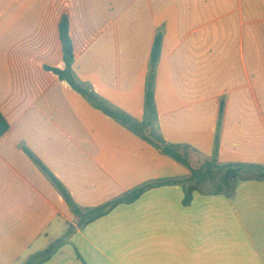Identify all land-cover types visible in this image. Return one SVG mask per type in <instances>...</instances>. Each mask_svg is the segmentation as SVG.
<instances>
[{
    "label": "crops",
    "instance_id": "obj_1",
    "mask_svg": "<svg viewBox=\"0 0 264 264\" xmlns=\"http://www.w3.org/2000/svg\"><path fill=\"white\" fill-rule=\"evenodd\" d=\"M64 16L79 84L142 122L160 34L165 143L193 169L264 166V0H0V264H24L70 229L46 264H264V181L195 193L190 206L180 186L156 187L80 227L73 206L191 172L46 69H65Z\"/></svg>",
    "mask_w": 264,
    "mask_h": 264
},
{
    "label": "trees",
    "instance_id": "obj_2",
    "mask_svg": "<svg viewBox=\"0 0 264 264\" xmlns=\"http://www.w3.org/2000/svg\"><path fill=\"white\" fill-rule=\"evenodd\" d=\"M60 37L63 44L65 69L60 70L50 67H46V69L57 75L60 80L67 81L75 91L85 97L96 109L118 121L143 140L158 149H160L161 144H164L165 147L162 149V152L187 167L191 172V176L187 179L147 183L132 190L122 198L91 210L83 211L80 208L73 206L74 213L81 219L80 227L106 216L118 205L132 204L136 202L143 194L156 187L180 186L184 191L183 204L185 206H190L193 202L195 193L205 192L203 190V186L212 184L214 185V190H211L208 193L218 195L221 194L231 197L236 191L239 181H264V166L262 165L244 163L220 164L215 158L206 161L200 168L193 169L186 156L180 153L178 147L165 143L158 131L159 117L155 103V81L161 57L162 35L159 34L157 36L152 50L150 71L147 80L145 112L142 122H139L130 115L113 108L104 99L91 90V88L84 87L75 80L73 71L75 56L70 37V24L66 16H64L60 22ZM9 128L10 126L8 121L0 111V139L9 131ZM218 143L217 139V145ZM56 183L59 185L63 196L67 199V201L71 202L70 196L65 188L57 181ZM71 235L72 230L70 229L62 238L52 242L46 249L29 256L24 264H46L62 249L63 246L67 244Z\"/></svg>",
    "mask_w": 264,
    "mask_h": 264
},
{
    "label": "rangeland",
    "instance_id": "obj_3",
    "mask_svg": "<svg viewBox=\"0 0 264 264\" xmlns=\"http://www.w3.org/2000/svg\"><path fill=\"white\" fill-rule=\"evenodd\" d=\"M197 167V166H196ZM203 190L205 191V192H209V191H211V190H214V185H206V186H203Z\"/></svg>",
    "mask_w": 264,
    "mask_h": 264
},
{
    "label": "water",
    "instance_id": "obj_4",
    "mask_svg": "<svg viewBox=\"0 0 264 264\" xmlns=\"http://www.w3.org/2000/svg\"><path fill=\"white\" fill-rule=\"evenodd\" d=\"M162 148L164 147V145L162 144V146H161Z\"/></svg>",
    "mask_w": 264,
    "mask_h": 264
}]
</instances>
